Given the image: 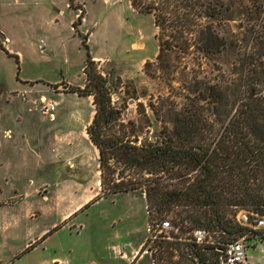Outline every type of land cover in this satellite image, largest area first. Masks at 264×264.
Listing matches in <instances>:
<instances>
[{"label":"rangeland","instance_id":"obj_1","mask_svg":"<svg viewBox=\"0 0 264 264\" xmlns=\"http://www.w3.org/2000/svg\"><path fill=\"white\" fill-rule=\"evenodd\" d=\"M68 1L0 0V32L10 53L0 48V264H129L133 255L132 264H152L151 254L141 253L150 227L145 197L101 194L99 155L86 133L93 99L63 92L84 87L89 53L112 82L121 78L113 100L122 109V123L144 126L146 138L159 128L149 103L159 109L163 99L181 107L182 84L199 69L197 60L176 62L172 87L152 79L145 73V64L158 54L151 15L135 12L130 0H81L85 11L79 20ZM55 2L61 13L52 9ZM235 2L242 13H255L247 0ZM243 24L244 19L224 26L240 55ZM226 56L234 60L230 52ZM205 68L206 77L215 79L214 68ZM15 90L22 92L19 97ZM50 103L56 105V121L44 110ZM8 126L13 141L3 140ZM245 244L254 264H264V245Z\"/></svg>","mask_w":264,"mask_h":264},{"label":"trees","instance_id":"obj_2","mask_svg":"<svg viewBox=\"0 0 264 264\" xmlns=\"http://www.w3.org/2000/svg\"><path fill=\"white\" fill-rule=\"evenodd\" d=\"M130 3L135 12L154 18L158 54L145 64L150 78L172 87L180 59L196 58L199 69L182 84L181 107L163 99L159 109L149 103L159 128L141 138L144 126L124 125L122 109L115 106L121 78L112 82L87 54L84 87L66 92L93 99L95 114L86 133L99 155L101 194L145 197L150 227L141 253H150L152 264H225L233 242L264 245V230L256 228L264 218V0H247L255 9L251 14L237 10L235 0ZM83 17L84 11L79 20ZM242 19L240 55L224 26ZM4 41L0 32V48L9 55ZM87 43L83 36L86 51ZM207 66L216 71L215 79L206 77ZM240 211L249 217L245 224L237 220ZM168 217L172 230L154 238L156 225ZM197 229L210 239L197 243Z\"/></svg>","mask_w":264,"mask_h":264},{"label":"built area","instance_id":"obj_3","mask_svg":"<svg viewBox=\"0 0 264 264\" xmlns=\"http://www.w3.org/2000/svg\"><path fill=\"white\" fill-rule=\"evenodd\" d=\"M46 113H48L50 119L55 117L56 105L50 103L44 107ZM238 222L245 224L249 221V217L245 212H240L237 215ZM257 229L264 230V218L257 220ZM172 230V226L169 221H163L156 225L152 235L156 238L158 235L166 233ZM193 237L197 243L210 239L209 233L204 229H197L194 231ZM249 248L243 241L233 242L229 244L225 250V264H254V258L248 255Z\"/></svg>","mask_w":264,"mask_h":264},{"label":"crops","instance_id":"obj_4","mask_svg":"<svg viewBox=\"0 0 264 264\" xmlns=\"http://www.w3.org/2000/svg\"><path fill=\"white\" fill-rule=\"evenodd\" d=\"M53 1V0H52ZM70 1L71 0H69L68 1V3H67V8H69V9H71V10H73V11H75L76 13H77V17H79V15L81 14V12L82 11H85V5L83 4H81V0H74V8H70ZM52 6V9H54L56 12H60L61 13V8H58L59 6H58V3L57 2H55V4H51ZM4 35V34H3ZM4 38H5V41L3 42V46L4 47H6L5 45H7V38L4 36ZM135 46V45H134ZM143 47H144V44H143ZM6 50H7V47H6ZM94 60H99V59H97V58H94ZM72 87H74V86H72ZM14 93H18V97H19V95L22 93L20 90H15L14 91ZM67 92L65 91V92H63V94H66ZM93 117H94V115H93ZM49 119H50V117H49ZM92 120H93V118H91V120H90V122L88 123V125H87V127L91 124V122H92ZM53 121H56V116L54 117V120ZM3 135H4V138H3V140L5 139V140H9V141H13L14 139H15V137L16 136H14V131H13V129L10 127V126H8V127H5L4 128V130H3ZM87 138H88V135H87ZM89 139V138H88ZM0 144H1V142H0ZM0 154H1V147H0ZM71 170H75L74 168H71ZM99 184H100V182H99ZM96 197V196H95ZM92 199H94V196H92V197H90V198H88L87 200H86V202L88 203V202H91L92 201ZM82 205H80L79 207H81ZM83 208V207H82ZM144 246V244H141V247H143ZM135 255H133L132 256V258H131V260L129 261L130 263L129 264H132L133 262H134V260H135V257H134Z\"/></svg>","mask_w":264,"mask_h":264},{"label":"bare ground","instance_id":"obj_5","mask_svg":"<svg viewBox=\"0 0 264 264\" xmlns=\"http://www.w3.org/2000/svg\"><path fill=\"white\" fill-rule=\"evenodd\" d=\"M50 120L52 121V120H54V118L53 119H50Z\"/></svg>","mask_w":264,"mask_h":264}]
</instances>
